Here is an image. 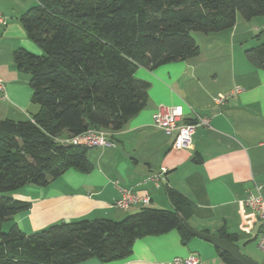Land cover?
<instances>
[{
	"label": "trees",
	"instance_id": "1",
	"mask_svg": "<svg viewBox=\"0 0 264 264\" xmlns=\"http://www.w3.org/2000/svg\"><path fill=\"white\" fill-rule=\"evenodd\" d=\"M239 16H264V0H38L21 15L40 53L19 46L14 59L40 109L33 120L0 119V264L109 263L130 256L144 235L177 228L184 239L194 236L179 216L190 199L176 189H168L170 209L146 206L121 219L83 217L31 233L14 221L30 202L14 194L70 168L89 171L90 147L61 139L123 129L147 104L150 82L134 75L139 66L187 58L198 49L193 31L230 29ZM245 54L264 69V41ZM217 251L225 264H240Z\"/></svg>",
	"mask_w": 264,
	"mask_h": 264
},
{
	"label": "crops",
	"instance_id": "2",
	"mask_svg": "<svg viewBox=\"0 0 264 264\" xmlns=\"http://www.w3.org/2000/svg\"><path fill=\"white\" fill-rule=\"evenodd\" d=\"M37 3L0 0L5 18L0 22V78L5 85L0 119L33 120L40 109L33 102L29 74L14 59L19 46L40 53L20 23L21 15ZM256 17L238 18L230 29L198 32V49L187 58L151 69L139 66L134 75L150 82L146 106L123 129L110 132L108 144L90 147L89 171L70 168L46 186L27 185L14 194L30 202L28 210L14 216L20 228L31 233L83 217L121 219L146 206L170 209L168 189H176L190 199L185 217L197 229L233 235L234 244L253 259L262 229L244 198L250 191L264 195V69L253 68L245 50L261 43L253 45L263 32L255 23H264ZM162 105L181 106L184 122L195 113L208 116L210 126L197 127L190 148H175L174 136L153 123ZM156 174L161 175L159 183L151 179ZM124 188L149 196L150 203L116 207ZM191 253H198L202 264H225L212 243L196 236L184 239L177 228L137 238L124 259L104 263L91 258L76 264H171Z\"/></svg>",
	"mask_w": 264,
	"mask_h": 264
},
{
	"label": "built area",
	"instance_id": "3",
	"mask_svg": "<svg viewBox=\"0 0 264 264\" xmlns=\"http://www.w3.org/2000/svg\"><path fill=\"white\" fill-rule=\"evenodd\" d=\"M0 22L5 23V18L0 16ZM0 90H5L3 80L0 78ZM224 98L219 99L221 102ZM183 108L179 105L165 106L162 105L154 113L153 123L154 126L162 129L166 134L174 136L173 147L190 148L193 143V136L198 126H210L211 118L202 116L195 113V118L191 121H182ZM108 132L100 129H90L80 135L67 137L61 139L62 142L84 144L89 147L101 146L108 144ZM161 178L160 174L153 175L151 179L159 183ZM149 204V196H141L132 189H122L121 196L116 200L115 206L118 208L126 209L132 204L136 203ZM245 204L253 209L259 218L261 224V234L258 238V247L264 252V195L258 191H250L244 198ZM171 264H202L200 255L198 253H191L184 258H176Z\"/></svg>",
	"mask_w": 264,
	"mask_h": 264
},
{
	"label": "water",
	"instance_id": "4",
	"mask_svg": "<svg viewBox=\"0 0 264 264\" xmlns=\"http://www.w3.org/2000/svg\"><path fill=\"white\" fill-rule=\"evenodd\" d=\"M183 224L187 230L194 236L212 243L215 247L230 254L240 264H258L257 261L245 255L240 248L219 234H210L202 230L197 229L182 213H179Z\"/></svg>",
	"mask_w": 264,
	"mask_h": 264
},
{
	"label": "rangeland",
	"instance_id": "5",
	"mask_svg": "<svg viewBox=\"0 0 264 264\" xmlns=\"http://www.w3.org/2000/svg\"><path fill=\"white\" fill-rule=\"evenodd\" d=\"M239 18H242V17L239 16ZM261 18H264V16H257L255 19H261ZM255 25H258L259 28H260V30H263V32H262L261 39H260V40H257V39H256V40L254 41L253 45H256V44H258V43L264 41V23H263V21L256 22ZM259 32H260V31H258L257 34H259ZM200 33H201V32H200ZM192 34H193V35H197V34H198V31H193ZM136 77H137V76H136ZM8 228H9V223H8V224L5 223L3 229H4L5 231H7ZM241 251H242V250H241ZM242 252H243V251H242ZM254 252H255V254L252 255L253 259H254L255 261H257L258 264H264V252H263L261 249H259V248L256 249Z\"/></svg>",
	"mask_w": 264,
	"mask_h": 264
}]
</instances>
